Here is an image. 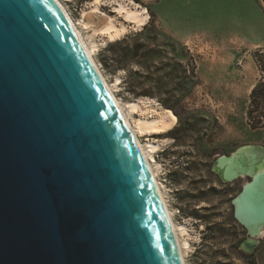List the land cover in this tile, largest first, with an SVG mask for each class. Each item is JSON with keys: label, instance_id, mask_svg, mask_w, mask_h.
Here are the masks:
<instances>
[{"label": "water", "instance_id": "95a60500", "mask_svg": "<svg viewBox=\"0 0 264 264\" xmlns=\"http://www.w3.org/2000/svg\"><path fill=\"white\" fill-rule=\"evenodd\" d=\"M264 146L220 155L252 257ZM221 169L216 173L214 167ZM0 264H184L138 142L56 0H0Z\"/></svg>", "mask_w": 264, "mask_h": 264}, {"label": "rangeland", "instance_id": "374dc122", "mask_svg": "<svg viewBox=\"0 0 264 264\" xmlns=\"http://www.w3.org/2000/svg\"><path fill=\"white\" fill-rule=\"evenodd\" d=\"M62 1L88 41L94 29L103 27L107 15L130 25L116 12L113 0H102L101 11L88 15L85 12L91 11L95 0ZM127 1L148 10L150 20L140 43L151 44L150 49L160 55L158 61L169 65L167 72L173 74L164 89L154 91L157 97L179 94L178 85L188 68L184 65L185 54L196 66V84L191 94L182 106L170 109L178 118L174 130L143 138L169 140L157 153V161L177 221L187 223L193 232L188 264H264V234L253 261L238 250L245 232L233 217L232 200L250 179L223 183L212 172L218 156L243 146H264V130L254 129L248 116L250 88L263 76L257 55L264 53V0ZM81 22L89 23V29ZM145 27L139 31L130 29L113 41L102 32L96 35V61L125 103L137 99L126 89L128 74L104 67L110 54L103 55V50ZM145 54L133 61V74L137 69L142 71L139 62L145 60ZM141 75L145 76L143 71ZM146 90L145 87L139 92ZM153 99L159 104L154 109L165 108L160 99Z\"/></svg>", "mask_w": 264, "mask_h": 264}, {"label": "bare ground", "instance_id": "6f19581e", "mask_svg": "<svg viewBox=\"0 0 264 264\" xmlns=\"http://www.w3.org/2000/svg\"><path fill=\"white\" fill-rule=\"evenodd\" d=\"M56 1L61 4L67 18L69 19L74 30L79 36L83 46L94 62L96 68L102 75V78L104 79L112 96L117 102L127 123L129 124L138 142V145L149 165L153 178L163 199L173 230L176 235L182 260L184 264H188L187 254L192 249L193 232L192 229L187 225V223H179L177 221L176 211L171 205L167 186L161 177V165L157 161V153L163 146L169 144V140H156L155 138L147 140L143 139L146 136L157 137L171 133L178 122V118L172 110L162 108L161 106V111L154 109L156 106H159V104L155 99L152 98H138L129 102L127 101L126 103L123 102V100L117 95L115 86L109 82L95 57L96 50L99 47V43L96 40L97 33L99 34V32H102L106 34L111 41L117 40L125 35L130 29L138 30L146 26L150 20L148 10L146 8L140 7L135 3L128 2L127 0H113L116 3L114 6L116 12H118L130 25L119 23L115 17L107 15L106 22L104 21L105 24H103V27H101V29L99 30L94 29V33L90 36V41H88L83 34V28L81 29L79 26L80 24L73 19L66 7V4L62 0ZM101 1L102 0H95L94 4L90 8L91 11H86L85 15L94 13L96 11H101ZM81 23L83 27H85V29H89V23ZM255 86L256 84H253L251 86L250 92L253 91ZM138 113H140L139 116L136 115ZM214 171L216 173L223 172L217 167V164L214 167ZM257 173H264V163L257 167ZM262 234H264V231Z\"/></svg>", "mask_w": 264, "mask_h": 264}, {"label": "trees", "instance_id": "16d2710c", "mask_svg": "<svg viewBox=\"0 0 264 264\" xmlns=\"http://www.w3.org/2000/svg\"><path fill=\"white\" fill-rule=\"evenodd\" d=\"M147 26L141 32L129 34L123 39L107 45L103 50V55L110 54V56H108L107 61L103 64L108 69L127 72L126 89L137 99L158 98L166 109L175 110L182 106L185 98L191 94L196 84V66L194 61L188 59V55L185 54L187 57L185 58L186 64L184 65L188 66V68L185 67L182 82L178 85L179 94L165 99L157 97L158 95L154 91L164 89L167 80H172L173 74L167 72L169 65L158 61L160 55H156L158 53L156 50L150 49L151 44L140 43L141 38L145 35ZM143 52H146L144 55L145 60L139 62V68L142 69L145 76L141 75L142 71L140 69H137L133 74L130 71V66H133V61L136 58L142 57ZM186 53H188V50ZM257 56L260 57L259 63L263 76L251 93L248 116L254 129L264 130V53ZM145 87L147 88L146 91L139 92L140 89Z\"/></svg>", "mask_w": 264, "mask_h": 264}, {"label": "flooded vegetation", "instance_id": "af4514ba", "mask_svg": "<svg viewBox=\"0 0 264 264\" xmlns=\"http://www.w3.org/2000/svg\"><path fill=\"white\" fill-rule=\"evenodd\" d=\"M213 172V171H212ZM214 173V172H213ZM215 174V173H214ZM219 178V177H218ZM220 179V178H219ZM232 204H233V200H232ZM233 217H234V205H233ZM234 219H235V217H234ZM236 220V219H235ZM236 222L242 227V229H243V231L245 232V235H244V238H243V240L244 239H246L247 237H248V231H247V229L243 226V225H241L237 220H236ZM232 231H234V229L232 230ZM242 240V241H243ZM241 241V242H242ZM262 242L260 241V244H261ZM241 244V243H240ZM240 244H239V252L248 260V261H253V259L256 257V255H257V253H258V249H259V246H260V244L258 245V247L256 248V250H255V253H254V255L252 256V257H250V253L249 252H246V251H244V250H242L241 248H240Z\"/></svg>", "mask_w": 264, "mask_h": 264}]
</instances>
